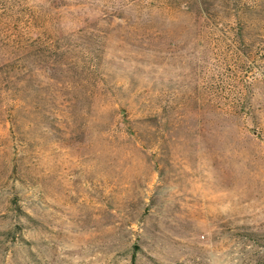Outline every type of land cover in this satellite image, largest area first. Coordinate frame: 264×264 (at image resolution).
Instances as JSON below:
<instances>
[{
	"label": "rangeland",
	"instance_id": "374dc122",
	"mask_svg": "<svg viewBox=\"0 0 264 264\" xmlns=\"http://www.w3.org/2000/svg\"><path fill=\"white\" fill-rule=\"evenodd\" d=\"M7 3L0 264H264V0Z\"/></svg>",
	"mask_w": 264,
	"mask_h": 264
},
{
	"label": "trees",
	"instance_id": "16d2710c",
	"mask_svg": "<svg viewBox=\"0 0 264 264\" xmlns=\"http://www.w3.org/2000/svg\"><path fill=\"white\" fill-rule=\"evenodd\" d=\"M8 1H12V0H0V35L3 34V27H4V23L2 21V19L8 15V14H12V13H18L17 11L8 8ZM176 11H180L183 12V10L180 8H175L174 6H172L170 4V2L168 1V4L166 6L163 7H157L155 10H152L150 12H148L149 14L146 16H139L138 19H140L141 21H148V22H152L153 20H161L164 18V15H171L173 12ZM136 14H140L142 12H136ZM30 14V22H32V24H37V20H38V14ZM137 17V16H136ZM162 34L161 32H158V35ZM241 51V50H240ZM242 52V51H241Z\"/></svg>",
	"mask_w": 264,
	"mask_h": 264
}]
</instances>
